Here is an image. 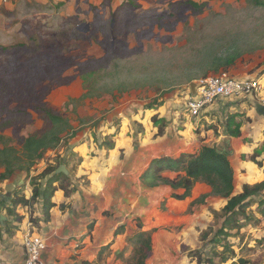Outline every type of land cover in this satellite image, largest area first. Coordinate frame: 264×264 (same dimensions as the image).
Returning a JSON list of instances; mask_svg holds the SVG:
<instances>
[{
  "label": "rangeland",
  "instance_id": "374dc122",
  "mask_svg": "<svg viewBox=\"0 0 264 264\" xmlns=\"http://www.w3.org/2000/svg\"><path fill=\"white\" fill-rule=\"evenodd\" d=\"M178 1L0 0V119L10 123L3 134L20 148L21 138L43 131L47 122L36 111V106L41 104L67 117L77 133L72 140L49 151L45 161H39L29 177L26 176V187L15 188L19 195L32 189L31 177L45 168L47 160L54 163L65 160L69 180L86 185L85 177L75 178L76 173H83L77 153L85 154L88 148L102 150L98 145L108 130L119 129L121 114L136 116L148 110L145 114L148 118L151 110L161 115L175 112L183 120L190 85L204 78L210 64L208 56L226 52L232 46L243 55L232 68L235 70L232 76L259 79L262 89L250 98L234 102L239 111L244 104L242 113L223 112L219 115L222 122L217 124L225 126L229 117L233 118L231 126L238 127L254 119L262 121L264 6L257 7L246 0H216L198 17L190 16L182 23L167 19L163 28L152 25L148 16L168 12L169 4ZM154 101L161 106L147 109ZM218 104L227 105V101ZM138 120L129 121L136 133L143 128ZM161 123L157 126L151 121L157 130ZM251 132H257L255 127ZM255 138L256 143L250 141L253 145L247 147L244 155H239L240 159L232 161L237 189L245 180L241 176L244 171L241 164L247 160L255 167L256 162L261 165L264 162V130ZM203 186L201 182L194 186L195 195H200L196 202L204 200ZM0 193L7 197L6 187L0 188ZM216 198L221 203L216 202L217 207H222L223 200ZM257 201L253 200L250 208L253 217ZM157 210L152 216L146 212V222L151 224L155 220L158 229L151 233L154 238L159 236L163 248L167 233L177 241L179 237L184 239L173 251L172 264H197L189 253L209 248V241L222 224L220 212L214 210L212 222L198 230L201 233L195 237L196 234L181 232L179 221L178 225H166L170 220L160 214L165 210V202ZM30 211L33 217L34 208ZM208 211L211 212V207ZM20 212L21 209L19 217ZM239 220L244 227L238 233L233 231L228 241L240 247L238 251L234 249L238 256L253 264H264V240H260L256 231L259 223ZM140 222L141 219L136 221ZM206 232L209 234L203 239ZM123 253L128 258L131 247L128 245ZM161 260L163 264L162 256Z\"/></svg>",
  "mask_w": 264,
  "mask_h": 264
},
{
  "label": "crops",
  "instance_id": "0c3cea01",
  "mask_svg": "<svg viewBox=\"0 0 264 264\" xmlns=\"http://www.w3.org/2000/svg\"><path fill=\"white\" fill-rule=\"evenodd\" d=\"M229 73L233 75L235 70L232 69ZM263 76L264 74L261 80L264 78ZM234 102L227 101V105L222 104V106L217 104L199 118H191L186 112L183 120L182 118L178 119L175 112L161 115L154 110H151L152 113L148 118L145 115L146 112H149L148 110H142L143 113L136 116L134 114L119 116L118 114L119 129L115 132L110 130L107 132V135L116 133L114 148L112 150L88 148L85 154L81 151L77 153L81 158L80 170L83 173H76L75 178L85 177L87 184L82 185V181L79 184L71 181V187L76 189L69 198L64 196L63 191H55L52 201L56 206L51 209L48 222L43 221L40 213L41 202L33 207V218L37 220L34 224L29 221V210L21 209V221L9 217L5 207L0 210V217L3 216L4 222H6V227H3L4 222L0 221V264H21L23 262L25 258L23 239L28 232L40 235L47 242V249L41 256V264H120L119 255L124 252L128 246L127 240L138 231L139 225L142 224L145 231L158 229L155 220L151 224H147L146 212L151 216L154 211L159 212L157 207L163 202H165V210L160 214L162 213L164 218L170 220L166 225L169 223L178 225L179 221L181 232L188 235L196 234L195 237L199 235L201 232L198 233V230L201 231L203 226L212 222L213 211L220 212L219 208L223 207L220 206L218 198L208 195L209 187L205 184L203 186L205 190L202 197L203 203L195 201L200 195H195L194 187L189 198L179 201L172 198L173 191L169 186L159 185L147 188L141 183L140 178L155 159L165 157L175 159L182 154H194L204 145L225 144L231 153V164L233 160L240 159L239 155H244L247 147L253 145L249 142L256 143L254 136L257 137V134L264 130V110H260L262 121L254 119L248 125L242 123L240 126L241 135L232 137L225 132L224 125L217 123L222 122L219 115H222L223 112L242 113L244 104L240 106L241 110L239 111ZM154 116L165 120L166 125L162 136L156 135L158 130L151 124V119ZM130 120L140 121L143 126L142 131L134 132L129 125ZM211 124L217 126L218 129L216 130ZM179 126L181 128H178ZM254 127L257 132L252 133L251 129ZM242 164L240 169L243 168L244 171L241 176L245 179L243 181L245 184L253 186L264 180V162L261 167L258 165L254 167L247 160ZM176 175V173H164L165 177L171 179ZM238 178L240 180V176ZM10 180V183L7 181L3 185L0 184V188L11 184L12 191L13 189L15 191L17 186L26 187L27 185L24 173H16ZM235 181H237L236 172ZM240 189L241 187L237 190L240 191ZM177 193H183V190L179 189ZM2 194L0 193V200H4L5 196ZM23 195L25 198H30L31 189L24 192ZM255 199L258 201L255 205L256 214L253 213L255 220L257 219L259 223V228L256 231L260 235V240H264V217L257 214L258 204L264 200V192L253 196L252 202ZM216 202L220 204L219 207ZM61 205L67 207L61 210ZM209 207H211V212L208 211ZM140 219L142 223H136ZM119 227H122L120 232L118 231ZM152 238L153 252L147 262L161 264L162 256L163 264H172L173 251L178 245L183 244L184 239L179 237L177 241L172 234H165V249L159 236L157 238L152 236ZM234 249L238 251L240 247L233 246ZM235 254L236 258L227 262L228 264L236 262L238 258H243L236 252ZM216 264H219L218 260Z\"/></svg>",
  "mask_w": 264,
  "mask_h": 264
},
{
  "label": "trees",
  "instance_id": "16d2710c",
  "mask_svg": "<svg viewBox=\"0 0 264 264\" xmlns=\"http://www.w3.org/2000/svg\"><path fill=\"white\" fill-rule=\"evenodd\" d=\"M107 1V0H103ZM216 0H205L196 2L194 0H180L169 4L168 12L160 14H152L148 16L153 26L158 25L159 28L165 26L164 21L167 19H176V22H185L188 17H198L203 14L208 4ZM257 7L264 6V0H246ZM59 6L62 3L58 4ZM96 8V7H95ZM94 8V9H95ZM96 10V9H95ZM233 46L228 48L226 52L214 53L208 56L210 62L208 71L204 74V78L209 74L217 75L221 72L230 71L243 56L236 51ZM213 76V75H212ZM193 79L189 80V82ZM86 95L83 96L85 98ZM155 101L147 106V109L160 107ZM261 109L264 110L263 107ZM36 111L42 115L47 122V127L38 133L23 137L19 141V147L16 148L12 144L14 142L10 137L3 134V131L10 127V123H6L4 119H0V184L9 181L14 174L24 173L29 177L30 172L39 163L45 161V155L49 151H54L61 143L77 136L75 129L72 127L69 119L59 112H55L46 105L36 106ZM233 118L229 117L225 125V132L232 137L241 135L240 126H231ZM154 125L162 122L157 131V136H162L164 132V119H158L157 116L151 119ZM113 135H106L98 145L100 149L112 150L114 148ZM98 143V140L95 138ZM231 153L228 147L224 145L208 146L204 145L197 153L182 154L178 158H160L152 161L148 169L141 176V183L147 188L157 187L159 185L169 186L173 193L172 198L182 201L189 198L192 189L196 183H203L210 189V194L219 197L224 201V205L220 210V218L222 224L215 232L213 238L209 241V248L204 247L189 253L197 264H226L236 258L233 245L228 241L232 237V232L237 233L244 227L239 218H243L246 222H252L255 217L250 213L252 207V197L260 195L264 192V180L253 186L242 184L240 191L236 188L235 171L231 164ZM67 166L66 161L47 160L45 168L31 177L30 185L32 187L30 198L25 195H19L15 190L7 201L0 200V210L4 208L9 217L21 221L18 212L19 209L32 210V207L40 204V213L43 221L48 222L50 211L56 205L52 201L55 191L61 190L64 196L69 198L75 191V187H71V181L64 175H53L55 170L61 165ZM258 166L261 163L256 162ZM164 173H176V177L168 178ZM181 189L183 193H177ZM67 206L61 205L60 209L64 210ZM31 213V211H30ZM258 213L264 217V200L258 204ZM29 221L31 224L36 223V219L30 214ZM6 227V222L3 227ZM122 227H119L120 232ZM209 230V229H208ZM209 233L203 234V239ZM152 233L143 230L139 225L136 231L128 240L127 244L131 247V253L128 258L124 257V253L119 255L120 264H147L152 254ZM221 248V250H218ZM232 264H253L243 258H238Z\"/></svg>",
  "mask_w": 264,
  "mask_h": 264
},
{
  "label": "built area",
  "instance_id": "2783aa9c",
  "mask_svg": "<svg viewBox=\"0 0 264 264\" xmlns=\"http://www.w3.org/2000/svg\"><path fill=\"white\" fill-rule=\"evenodd\" d=\"M262 89L259 79H240L227 72L201 79L196 83L195 93L186 97L185 109L191 118H199L220 101H238L250 98ZM264 103V100H262ZM25 258L21 264H41V256L47 249L46 240L36 233L28 232L23 239Z\"/></svg>",
  "mask_w": 264,
  "mask_h": 264
},
{
  "label": "water",
  "instance_id": "95a60500",
  "mask_svg": "<svg viewBox=\"0 0 264 264\" xmlns=\"http://www.w3.org/2000/svg\"><path fill=\"white\" fill-rule=\"evenodd\" d=\"M195 87H196V84H191L190 85V91H191V94H194L195 93ZM264 108V107H263ZM64 175L65 177H70V173L69 171L67 170L66 166L64 164H61L56 170L55 172L53 173V175ZM11 191H12V188H11V184L7 185L6 186V195L7 197H10L11 196ZM5 201H7V198L4 197L3 198ZM5 220V218L3 216L0 217V221L3 223Z\"/></svg>",
  "mask_w": 264,
  "mask_h": 264
},
{
  "label": "bare ground",
  "instance_id": "6f19581e",
  "mask_svg": "<svg viewBox=\"0 0 264 264\" xmlns=\"http://www.w3.org/2000/svg\"><path fill=\"white\" fill-rule=\"evenodd\" d=\"M261 83V82H260Z\"/></svg>",
  "mask_w": 264,
  "mask_h": 264
}]
</instances>
